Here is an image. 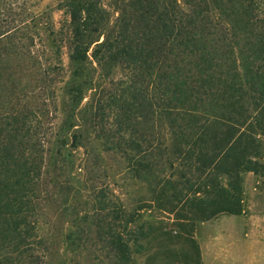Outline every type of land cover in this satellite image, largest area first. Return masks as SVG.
I'll use <instances>...</instances> for the list:
<instances>
[{
	"label": "trees",
	"instance_id": "1",
	"mask_svg": "<svg viewBox=\"0 0 264 264\" xmlns=\"http://www.w3.org/2000/svg\"><path fill=\"white\" fill-rule=\"evenodd\" d=\"M105 1L66 4L73 105L94 85L86 68L91 54L105 74L119 68L124 78L106 107L115 103L118 111L126 168L145 176L154 172L153 151L170 169L178 165L180 181H172V174L160 178L151 200L167 213L182 203L183 214L175 218L177 229L165 233L148 221L139 224L144 215L136 213L146 205L130 211L102 193L98 235L117 264L134 262L142 245L132 225H140L142 239L153 236L159 244L185 240L202 264L196 223L243 214L245 176L264 170V0H116L113 26ZM5 83L0 85V264H44L45 123L37 120V110L21 104L16 84ZM4 89L10 101L1 100ZM80 137L74 134L75 146Z\"/></svg>",
	"mask_w": 264,
	"mask_h": 264
},
{
	"label": "rangeland",
	"instance_id": "2",
	"mask_svg": "<svg viewBox=\"0 0 264 264\" xmlns=\"http://www.w3.org/2000/svg\"><path fill=\"white\" fill-rule=\"evenodd\" d=\"M67 2L0 0V85L6 80L13 82L21 104L45 111L44 116L35 113L37 120L45 123L44 131L46 128L44 264H117L114 252L98 235L99 195L106 193L117 203L120 199L130 211L146 205L147 209L136 213L144 215L139 224L148 221L167 233L177 229L175 218L183 214V204L178 205V211L167 213L151 199L156 198L153 189L160 178L172 174V181H180V168L176 165L170 169L165 158L153 151L149 158L154 172L145 176L127 170L128 161L122 146L119 148L118 111L115 103L111 109L106 107L108 97L115 96L117 83L124 78L119 68L105 74L91 54L86 68L94 85L86 88L82 103L74 107L69 91L75 83V67L70 57L72 33ZM114 4L116 0L104 2L112 13L111 26L119 16ZM6 90L1 98L4 102L11 100ZM70 122L74 126L70 127ZM74 134L81 135L76 146ZM244 189L243 214H221L196 223L194 236L202 264H264V170L259 174L248 172ZM139 227L131 226L142 244L137 246L131 264H199L194 247L185 240L179 245L166 241L159 244L151 241L153 236L142 239ZM144 231H148V225Z\"/></svg>",
	"mask_w": 264,
	"mask_h": 264
}]
</instances>
